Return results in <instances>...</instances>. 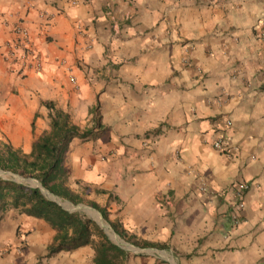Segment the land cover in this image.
Returning a JSON list of instances; mask_svg holds the SVG:
<instances>
[{"label": "crops", "instance_id": "obj_1", "mask_svg": "<svg viewBox=\"0 0 264 264\" xmlns=\"http://www.w3.org/2000/svg\"><path fill=\"white\" fill-rule=\"evenodd\" d=\"M263 17L264 0H0V140L29 156L56 111L82 129L97 116L101 135L67 149L66 186L129 248L55 202L124 264H264ZM17 26L42 72L5 61ZM221 133L232 156L213 147ZM58 234L7 211L0 264H96L93 245L50 255Z\"/></svg>", "mask_w": 264, "mask_h": 264}, {"label": "trees", "instance_id": "obj_2", "mask_svg": "<svg viewBox=\"0 0 264 264\" xmlns=\"http://www.w3.org/2000/svg\"><path fill=\"white\" fill-rule=\"evenodd\" d=\"M96 111L97 108L92 110V113ZM51 118L50 132L34 144L29 156L0 140V170L10 175L8 179L0 177V219L7 211L13 209L21 214L42 219L58 229L59 234L50 249V255L93 245L96 249V264H124L128 258L127 252L112 244L96 222L79 213L66 211L57 202L46 197L40 187H32L15 179L35 180L54 196L75 205L83 202L82 198L66 186L69 172L63 165L64 157L74 139L88 140L101 135L103 129L100 119L95 116L94 124L82 129L64 112L56 111ZM92 206L105 217L102 209L95 204ZM95 237L99 238L100 242L96 243Z\"/></svg>", "mask_w": 264, "mask_h": 264}, {"label": "built area", "instance_id": "obj_3", "mask_svg": "<svg viewBox=\"0 0 264 264\" xmlns=\"http://www.w3.org/2000/svg\"><path fill=\"white\" fill-rule=\"evenodd\" d=\"M260 21L261 33L262 36H264V17ZM14 35L16 39L14 42L9 44L8 52L5 55V61L15 63L20 60L22 68L25 71H33L35 73L42 72V59L37 50L32 46L28 29L22 26H17L14 29ZM226 126L231 127L232 122L227 121ZM213 147L216 151L225 156H232V154L236 151L230 137L223 133H221L214 141ZM248 188L249 187L246 184H238L234 187L237 208L243 207V196L247 192ZM201 191L203 193L209 192L205 186L201 187Z\"/></svg>", "mask_w": 264, "mask_h": 264}, {"label": "rangeland", "instance_id": "obj_4", "mask_svg": "<svg viewBox=\"0 0 264 264\" xmlns=\"http://www.w3.org/2000/svg\"><path fill=\"white\" fill-rule=\"evenodd\" d=\"M0 177H2L4 179H8L10 177V175L3 173V174H0ZM15 179L16 180L18 179V181H19V178H15ZM23 183L28 184L32 187L39 186V183L35 180H28V181L23 182ZM55 199L59 203H61L64 207H66V208L71 207L73 209H76L77 211L81 212L82 214L87 215L88 217L98 221L99 224L105 229V231L109 235V238H111V240L113 242L119 244L122 248H126V249L129 248V247H127L128 246L127 242L115 233V231L111 228V226L103 219V216L101 215V213L98 210L93 209L92 207H90L89 205L87 206L86 204H80L78 206H76V205L72 206L70 202L64 201L62 199L59 200V198H57V197ZM131 251L130 252L128 251L130 253V256H131Z\"/></svg>", "mask_w": 264, "mask_h": 264}, {"label": "water", "instance_id": "obj_5", "mask_svg": "<svg viewBox=\"0 0 264 264\" xmlns=\"http://www.w3.org/2000/svg\"><path fill=\"white\" fill-rule=\"evenodd\" d=\"M0 174H3V172L0 170ZM28 180H30V179H23V178H19V181L20 182H26V181H28ZM38 187H40L41 189H42V191H43V193L46 195V197H48L49 199H51V200H53V201H57L55 198H56V196H54L53 194H51L50 192H48V191H46L45 189H43L42 187H41V185L39 184V186Z\"/></svg>", "mask_w": 264, "mask_h": 264}]
</instances>
